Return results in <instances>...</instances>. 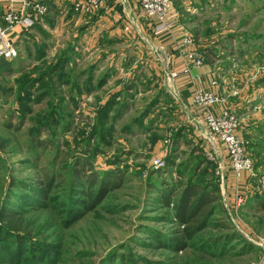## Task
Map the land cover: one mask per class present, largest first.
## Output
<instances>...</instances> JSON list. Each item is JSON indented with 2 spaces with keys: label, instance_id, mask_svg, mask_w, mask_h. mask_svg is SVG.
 Segmentation results:
<instances>
[{
  "label": "rangeland",
  "instance_id": "374dc122",
  "mask_svg": "<svg viewBox=\"0 0 264 264\" xmlns=\"http://www.w3.org/2000/svg\"><path fill=\"white\" fill-rule=\"evenodd\" d=\"M80 1L48 0L47 13L31 28L19 30L16 36L6 34L14 41L17 55L11 58L15 71L5 68L0 72V188L8 187L11 175L38 177L32 162L59 171L65 180L68 169L62 167L68 162H75L86 176L93 170L102 173L112 169L122 170L131 180L109 197L118 206L117 212L98 208L69 225L58 209L56 213L52 209L32 212L31 220L40 230L38 234L34 230V240L61 246V264H104L110 254L126 256L127 264H156L168 256L172 257L169 264H264V208L248 205L254 196L264 195V165H257L264 163V122L259 121L255 132L242 133L253 170L242 180L231 176L234 185L229 186V169L224 171V182L218 174L217 154L201 147L203 139L194 132L188 130L191 136L185 137L188 118L183 104L186 109L190 105L182 95L179 100L173 98L169 89L175 90L174 86L161 85L158 69L149 66L156 49L161 61L170 65L177 56L183 65L182 53L176 47L181 40L171 48L154 36V22L142 15L138 1L118 0L121 3L115 2L112 12L114 0L105 2L108 10L103 9L101 0L99 9L88 14L76 11ZM172 17L180 35L192 34L194 46L207 54L204 65L209 59L219 69H239L251 82L259 80L264 85V0H172ZM2 40L0 36V44ZM161 43L165 48L157 47ZM67 55L66 79L58 82L56 94L38 101L42 90L34 87L31 95H23L19 78L29 72L36 75ZM167 69L164 78L168 77ZM87 79L90 91L84 86ZM20 94L25 114L18 113ZM157 97L158 103L153 102ZM108 102L103 138V133L94 132V118ZM261 103L264 109L263 97ZM38 120H43V127L38 130L37 147H31V128L39 125ZM183 137L186 144H181ZM95 148L96 155H92ZM156 158L164 162L162 167L155 168ZM204 168L207 179L220 186L226 215L222 220L229 224L230 232L241 236L242 243L251 246L249 251L238 243L230 246L233 254L203 258L190 245L183 252L168 254L154 246L153 228L173 233L178 224L164 222L173 207L147 195L146 181L159 169L171 185L178 178L177 172L188 178ZM239 199L242 201L237 205ZM123 208L127 209L120 211ZM219 234L214 226L203 235Z\"/></svg>",
  "mask_w": 264,
  "mask_h": 264
},
{
  "label": "trees",
  "instance_id": "16d2710c",
  "mask_svg": "<svg viewBox=\"0 0 264 264\" xmlns=\"http://www.w3.org/2000/svg\"><path fill=\"white\" fill-rule=\"evenodd\" d=\"M204 49L205 47H203V51L206 53ZM205 58H207V54H205ZM68 59V55L66 58H59L56 64L44 70L36 68L38 70L36 75L29 72L19 78L17 84L23 95H31V90L34 87L37 90H42L38 101L56 94L58 82H64L66 79L63 78L66 75L64 70L67 68L65 64ZM7 61L0 56V72L5 68L6 70L10 68ZM89 83L90 81L87 79L84 84L87 91L91 90V87L87 86ZM19 97L20 112L18 113L25 114V100L21 94ZM109 103L103 106L94 118V132L103 133V138L106 130L102 123L104 119L108 118ZM32 121L34 125L37 123L35 118ZM42 123L43 120H38L39 125H33L34 127L31 128V132L34 133L33 139H30L31 147H37V137L40 135L38 130L42 129ZM91 152L92 155H96V148ZM79 161L80 159H78ZM257 165H264V163L257 162ZM31 166L38 171V177L16 178L11 175L8 187L4 190L0 188V264H61V246L48 244L39 239L34 240V230L36 234L40 230L33 224L30 214L32 212H47L50 209L56 213L58 209L61 217L65 219V223L69 225L84 218L87 214L97 211L98 208L104 207L105 210L117 212L119 211L118 206L109 197L127 180H131V177L122 170L114 171L112 169L103 170L102 173L98 172L99 174L93 170L87 172L88 176H86L84 170L77 168L78 165H75V162H68L62 167V169H68L66 180L63 174L51 167L48 170V167H41L33 162ZM164 173L159 169L152 172L146 181L147 195L155 197V200H158V203L162 205H168V207L171 205L173 212L169 218L164 219V222L174 220L178 225L173 233L153 228L155 232L151 239L154 241V246L168 254L169 252H183L190 245L194 246L203 258H222L230 252L233 254L230 246L236 247L238 243L243 244L244 251L250 250L251 246L242 243L241 236L236 232H230L229 224L222 220L223 217L226 218L222 206L223 195L217 182L207 179V169L204 168L200 173L195 172L196 174L193 173L188 178L177 172L178 178L176 177L177 179L175 178L176 180L171 185L166 182ZM172 178L174 177L172 176ZM248 205L264 208V195L254 196ZM125 209L127 208L120 211ZM214 226L221 231V234L203 235L207 229ZM170 258L172 257L168 256L167 260L164 259L156 264H169L171 263ZM127 261L126 256L110 254L103 263L127 264Z\"/></svg>",
  "mask_w": 264,
  "mask_h": 264
},
{
  "label": "built area",
  "instance_id": "2783aa9c",
  "mask_svg": "<svg viewBox=\"0 0 264 264\" xmlns=\"http://www.w3.org/2000/svg\"><path fill=\"white\" fill-rule=\"evenodd\" d=\"M143 16L154 22L155 31L159 34L170 33L176 22L172 17V0H138ZM3 4V13L0 15V36L3 38L0 44V56L9 60L17 55L14 41L8 39V33H12L17 27L21 29L31 28L39 16L48 11V0H0ZM101 0H82L76 4V11H84L86 14L95 12L101 5ZM20 5V8L17 6ZM4 23V28L1 23ZM192 34H185L176 45L184 59L180 71H169L165 78V85H175V81L181 75L191 73V68H200L205 64V56L194 45ZM166 74V73H165ZM218 83L216 79H210L207 86L194 85L191 91V106L202 115L207 137L221 142L226 150L227 165L219 162L218 174L224 182L225 169L232 171L237 180H242L253 170V160L247 152L246 143L239 133L240 122L237 113L224 104V98L216 91ZM170 88V87H169ZM169 89L173 98L180 99L179 91ZM220 108L216 109L217 107ZM155 168H160L164 162L154 159ZM227 166V167H226ZM241 199L237 205L241 204Z\"/></svg>",
  "mask_w": 264,
  "mask_h": 264
},
{
  "label": "crops",
  "instance_id": "0c3cea01",
  "mask_svg": "<svg viewBox=\"0 0 264 264\" xmlns=\"http://www.w3.org/2000/svg\"><path fill=\"white\" fill-rule=\"evenodd\" d=\"M109 1L110 0H103L104 10H108V8H106L105 2H109ZM130 1L136 3L138 0H130ZM115 2L121 3L118 0H114L112 9H111L112 12H113V6L115 5ZM17 6L20 8V5H17ZM129 12L131 13L130 9H129ZM115 16L119 18L118 15H115ZM130 18L134 23V20H135L134 17L131 16ZM152 29H153V32L155 33V34L153 33V35L158 36L157 38L165 42V45L167 47L171 46V48H174L176 45V42L178 40H181V38L183 37L182 35H180L179 30H177V28H175L170 34L157 33L153 25H152ZM19 30H21L20 27H17L14 30H12V33L14 34V36L17 35V32ZM165 38H167V40H165ZM165 45L161 43V44H158L157 47L160 48L161 46L164 47ZM156 50L153 51L152 53L154 60H153V63H150L149 66L156 67L158 69L157 73L160 76L161 81L163 82L161 85L164 86L165 85L164 77L166 73L165 69L168 68L167 69L168 72L169 71L171 72L180 71L182 69V62H181L182 60L180 58L178 59L177 56H175L173 58L174 60H172V63L169 65V61L164 62V61H161L157 57ZM11 60L12 59H9L7 61L9 64L8 66L10 67V69L12 68V70L15 71L14 67L12 66ZM208 62L209 64L207 66L204 65L200 68L192 67L191 73L188 75H181L175 81L174 86L176 90L179 91V94L182 95V99H184V101L190 105L189 106L190 108L188 107V109H186L185 105L183 104V107H184L183 111L185 115H187V118H188V119H185V122L187 124L186 127L188 128V129L186 128L184 129L185 137L186 135L189 137L191 136L188 133V130L194 132V134H196L201 139H203V142H202L203 145H201V147H203L205 150L210 149L213 152H215L217 154V157L220 158L218 162L226 163L225 165H227L228 159H227L226 150L224 149L223 144L217 140H211L207 137L206 128L204 126V121L202 120V115L198 114V111L197 110L195 111V109L190 104L191 91L193 90L194 85L207 86L210 79H215L213 77V75H215L217 83H218V87L216 88V91L225 100L224 104L221 106L225 105L237 113L239 122H240L239 133L242 135L244 131L248 133L255 132L259 127V121L264 122V109L262 108V103H261V98L262 97L264 98V85H260L259 80L255 81L254 83L251 82L248 75L246 73H242V71L241 70L239 71V69L230 68L228 70H223V69L217 68L215 65H212L211 60L208 59ZM124 65L125 64H123L122 66ZM2 76L6 77L7 74H4ZM161 85H159L160 88H161ZM159 99L160 97L154 98L153 102L157 101L158 103ZM164 102H166V100H164ZM221 106L217 107L216 109L220 108ZM179 135L181 134L178 133V136ZM185 140L186 138L183 137V139L181 140L182 142L181 144H184V143L186 144V142H188L187 140L186 141ZM177 141L178 140H175V143ZM263 169H264V166H263ZM229 174H230V179L228 180V185L229 186L231 184L234 185L235 178L232 175V171L229 170ZM231 176H233L234 180H232Z\"/></svg>",
  "mask_w": 264,
  "mask_h": 264
}]
</instances>
